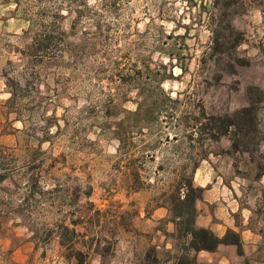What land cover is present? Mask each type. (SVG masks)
<instances>
[{
    "label": "rangeland",
    "instance_id": "rangeland-1",
    "mask_svg": "<svg viewBox=\"0 0 264 264\" xmlns=\"http://www.w3.org/2000/svg\"><path fill=\"white\" fill-rule=\"evenodd\" d=\"M250 1L227 11L241 44L214 53L212 0H0V264H177L159 205L196 167L197 225L232 224L244 255L188 256L264 263V13ZM36 35L64 45L34 56ZM250 103L248 140L201 129Z\"/></svg>",
    "mask_w": 264,
    "mask_h": 264
},
{
    "label": "trees",
    "instance_id": "trees-1",
    "mask_svg": "<svg viewBox=\"0 0 264 264\" xmlns=\"http://www.w3.org/2000/svg\"><path fill=\"white\" fill-rule=\"evenodd\" d=\"M232 2L233 0H212L213 12L210 18L211 30L214 34L212 46L214 53H218V51L222 50L225 46H230V48L235 49L241 44V39L238 36H234L236 30L231 20L228 18L230 15L227 14V11L230 10L229 8L232 6ZM250 3L264 13V0H251ZM225 22L228 24V29L232 33L230 36L226 37L224 36L225 34L223 35V33H221L222 30H225V28H223ZM52 41L50 36L36 35L29 48L34 56L46 58L48 54H50V51H53V49L58 50V48L64 45V41H62L60 45H56L52 48ZM158 81H161V79ZM9 88L10 98L7 103L12 105L13 110L11 112L19 116V111L14 108H16L19 101L22 99L20 95L21 86L17 84L15 85V89L11 86ZM250 90L258 91L256 87H252ZM157 91L158 94L165 99L170 98L160 86L156 88L155 92L157 93ZM141 94H145L144 90H142ZM147 95L153 96L155 93ZM139 106L138 103V109L134 112H129V114L138 117L141 112ZM147 106L148 108L144 114L145 118H148L152 111L150 108L151 106L149 104ZM106 116H111L109 115V111L106 112ZM253 124L254 112L252 103H250L248 107L227 114L224 117L212 115L211 122L201 127V129L203 131H210V139L216 142L222 137L229 135L231 132H234L237 138L248 140L249 131L252 129L251 126H253ZM196 169L197 167L192 170L190 175H185L186 177L183 175L178 183L174 185L172 191L164 193L163 202L159 205V208L163 207L168 210L171 216V222L174 223L176 227L175 235H177L183 244V253L178 258L177 264H198L196 258L188 256L189 252H216L221 245L237 246L239 255H244L243 239L238 232L229 229L223 237H219L211 229L197 225L198 209L196 204L198 200L203 198L204 189L194 185L193 176Z\"/></svg>",
    "mask_w": 264,
    "mask_h": 264
},
{
    "label": "crops",
    "instance_id": "crops-1",
    "mask_svg": "<svg viewBox=\"0 0 264 264\" xmlns=\"http://www.w3.org/2000/svg\"><path fill=\"white\" fill-rule=\"evenodd\" d=\"M200 226L203 227V228L211 229L219 237H223L226 234V232H227L228 229L236 230V228L232 224H229L228 226H224L223 227L224 228L223 229V232L219 234V233H217V231H218L217 228H219L217 226V224H213L212 220H210L207 217H204L203 218V221L201 222V225ZM221 246H227L229 248L233 247V245H221ZM202 252H205L207 254H210V253H214L215 254V252H206V251H202ZM197 263L198 264H230L229 261H227V262L219 261V259H217L216 257H211L210 260L207 263H204L201 259L197 258ZM262 264H264V263H262Z\"/></svg>",
    "mask_w": 264,
    "mask_h": 264
}]
</instances>
